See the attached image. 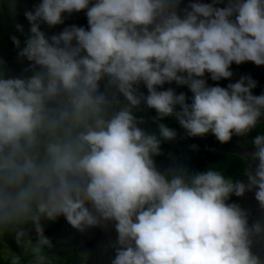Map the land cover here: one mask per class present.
I'll list each match as a JSON object with an SVG mask.
<instances>
[{"label":"clouds","instance_id":"9594fccd","mask_svg":"<svg viewBox=\"0 0 264 264\" xmlns=\"http://www.w3.org/2000/svg\"><path fill=\"white\" fill-rule=\"evenodd\" d=\"M181 2L41 0L24 12V46L11 37L18 56L0 49L29 62L31 73L0 74V240L10 235L30 264H53L44 226L61 216L81 233L112 222L111 264H264L251 251L264 228L228 203L255 189L264 209V133L241 156L247 183L215 166L162 172L154 159L162 141L177 137L160 123L166 117L187 137L211 133L221 144L260 124L264 92L253 94L251 76L221 87L205 74L218 82L231 79L233 63L264 65V0ZM82 10L88 30H41ZM172 83L189 89L190 103L183 92L158 90ZM141 105L155 110V132L140 126ZM23 262L12 254L11 264Z\"/></svg>","mask_w":264,"mask_h":264},{"label":"trees","instance_id":"16d2710c","mask_svg":"<svg viewBox=\"0 0 264 264\" xmlns=\"http://www.w3.org/2000/svg\"><path fill=\"white\" fill-rule=\"evenodd\" d=\"M37 5L34 0H15L14 9L12 0H0V49L5 50L11 56H18L19 48L14 46L11 37L16 36L20 39V47L24 46V41L29 33V22L24 16L25 10H32L33 6ZM87 23V17L84 14L72 13L71 15L64 14V23L49 28L46 24H41V30L48 36L58 34L65 27L76 24ZM20 24L23 26L24 32L21 34L16 30L15 25ZM7 63L0 58V74L5 77ZM28 65L22 70L20 74L15 77L23 75H31L30 72H26ZM230 70L233 72L231 79L220 80L214 82L210 80L209 86H215L219 84L221 87H226L229 83L236 82L241 76H251L257 82V86L252 90L254 95H259L264 92V65L256 66L252 62H245L240 65L233 63ZM104 82H101V88H103ZM168 88L174 89L179 94L185 93L189 98L187 102H191L192 93L186 86H177L175 83L165 84L162 89ZM139 90L147 95V90L141 84ZM121 100L123 98L121 97ZM138 117H143L145 123L140 125L146 131L155 132L156 124L152 122L151 118L156 115L155 110L147 109L144 105H141V110L135 113ZM170 128H173L177 132V137L172 141H162L161 152L162 154L154 157L156 166H164V170L172 167L182 166L190 173L204 171L210 166H215L221 170L227 177L234 179L239 174L244 172L245 164L241 160V156H244L237 152L229 151L224 147V144L232 145L236 142L237 136H233L232 140L228 143L221 144L211 134H207L204 137H187L184 130L180 127L179 123L173 117H166L160 121ZM255 134L264 133V121L254 129ZM255 135V136H256ZM253 136V138L255 137ZM196 145L193 149L191 146ZM260 225L264 228V211L260 217ZM67 224V225H66ZM70 226L66 220L61 216L55 222H49L45 224V235L49 238L53 236L58 237V244L49 251V258L53 264H100L97 260L99 257L98 249V236L97 231L78 232L72 234L70 237L64 239L62 227ZM30 227V226H29ZM67 231V230H66ZM31 238L35 240V232L31 233ZM15 253L17 255L24 256L23 264H30L31 254L19 247L10 235H5L0 240V264H6L10 262L11 256ZM254 254V253H253ZM114 258V252H113Z\"/></svg>","mask_w":264,"mask_h":264},{"label":"rangeland","instance_id":"374dc122","mask_svg":"<svg viewBox=\"0 0 264 264\" xmlns=\"http://www.w3.org/2000/svg\"><path fill=\"white\" fill-rule=\"evenodd\" d=\"M36 4H39L41 0H34ZM190 0H182L180 4V9L185 8ZM202 3H210L211 0H200ZM227 0H224V3H220L216 5L217 7H225ZM81 14H84L86 16V10H82L80 12ZM83 27L88 30V23H85ZM75 44V42H73ZM0 57H4L7 68H6V75L8 77H15L18 74L22 72V70L29 64L26 60H22L19 57H10L9 55L5 54L4 52L0 51ZM205 79L207 81V84L210 82L209 74H205ZM261 121H264V117L261 118ZM255 131L253 130L251 133H249L245 137H237V140L234 144H224L225 149L237 152L242 155H246L247 153H250L253 151V146L251 145V139L253 136H255ZM157 168L160 171H165L164 166H157ZM233 181H243L244 183H247V177L244 175V172L239 174L237 177H234ZM255 189L252 191H246L243 196L237 197L234 194L231 195L230 199L228 200V203H235L239 205V207L244 210L247 213V221L248 225L251 226L253 224L260 222V217L264 209H262L257 202L255 201ZM254 201V202H253ZM260 224V223H259ZM67 225V224H66ZM67 230V231H66ZM92 231H97V243H98V249H99V257L97 258L98 262L100 264H111V260L113 259V252H114V246L116 244V232L114 228V224L112 222H107L106 224L98 227L88 228L85 232H89L91 234ZM61 232H63V236H59V238L64 237V239L70 237L74 233H78L76 229L72 228L71 226L61 228ZM53 245L56 246L59 242L58 237L53 236V238H50ZM259 240L264 245V231H262L259 235H253L252 236V245H251V251L257 255L262 261H264V249H258L255 246L256 241ZM258 243V242H257ZM10 262H6V264H9Z\"/></svg>","mask_w":264,"mask_h":264},{"label":"flooded vegetation","instance_id":"af4514ba","mask_svg":"<svg viewBox=\"0 0 264 264\" xmlns=\"http://www.w3.org/2000/svg\"><path fill=\"white\" fill-rule=\"evenodd\" d=\"M254 201H255V202H254ZM254 201H253V202L256 204V203H257L256 199H255ZM257 242H258V243H257ZM255 246H256L258 249H261V250L264 249V245H263L259 240L256 241Z\"/></svg>","mask_w":264,"mask_h":264}]
</instances>
